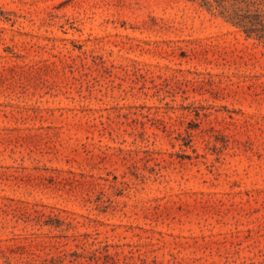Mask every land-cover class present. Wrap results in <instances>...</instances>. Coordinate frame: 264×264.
Here are the masks:
<instances>
[{
    "label": "rangeland",
    "instance_id": "rangeland-1",
    "mask_svg": "<svg viewBox=\"0 0 264 264\" xmlns=\"http://www.w3.org/2000/svg\"><path fill=\"white\" fill-rule=\"evenodd\" d=\"M0 264H264V43L188 0H0Z\"/></svg>",
    "mask_w": 264,
    "mask_h": 264
},
{
    "label": "trees",
    "instance_id": "trees-1",
    "mask_svg": "<svg viewBox=\"0 0 264 264\" xmlns=\"http://www.w3.org/2000/svg\"><path fill=\"white\" fill-rule=\"evenodd\" d=\"M224 18L245 37L264 43V0H188Z\"/></svg>",
    "mask_w": 264,
    "mask_h": 264
}]
</instances>
